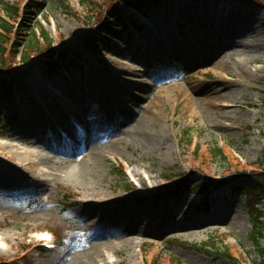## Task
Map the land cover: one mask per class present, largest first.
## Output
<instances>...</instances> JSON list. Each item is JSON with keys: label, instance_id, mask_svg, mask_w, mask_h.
<instances>
[{"label": "rangeland", "instance_id": "374dc122", "mask_svg": "<svg viewBox=\"0 0 264 264\" xmlns=\"http://www.w3.org/2000/svg\"><path fill=\"white\" fill-rule=\"evenodd\" d=\"M0 1L16 12L4 21L19 30L15 39L6 37L0 57L12 73L6 79L11 99L0 101V144L39 152L19 141L22 120L37 108L54 114L62 137H82L68 138V149H76L70 156L46 150L50 161L28 158L32 169L17 152L0 153V174L14 181L12 187L0 182V264L258 261L250 238L257 213L249 215L243 191L254 182L248 174L263 164L264 6L159 0L146 17L124 9L138 31L131 28L90 55L84 38L90 30L97 33L108 3L117 6L118 0H40V15L23 13L28 0ZM38 27L52 50L74 48L62 69L50 72L38 58L26 65L7 58L8 47ZM236 27L238 37L231 38ZM94 79L100 96L89 94ZM123 115L130 118L117 125ZM139 120L144 126L137 129ZM50 124L43 129L46 140L54 133ZM215 149L221 156L213 155ZM81 162L90 172L76 181L72 175ZM183 180L210 190L174 192ZM257 209L264 217V200ZM212 216L223 221H208ZM42 231L54 235L53 251H40ZM259 245L264 249V234Z\"/></svg>", "mask_w": 264, "mask_h": 264}, {"label": "trees", "instance_id": "16d2710c", "mask_svg": "<svg viewBox=\"0 0 264 264\" xmlns=\"http://www.w3.org/2000/svg\"><path fill=\"white\" fill-rule=\"evenodd\" d=\"M39 0H29L26 6L23 9V13L27 14V11L38 13L41 11L40 5L38 3ZM250 2H256L259 4H263V0H246ZM121 7H130L136 11L148 13L156 6L159 5V0H118ZM109 5V20L105 22L98 20V29L102 34L105 35L106 39H118L122 36L123 33L127 31V24L125 16L122 10L118 7H114V4ZM100 13V12H99ZM16 15V12L13 11L12 7L3 4L0 1V57L3 56V50L5 49L6 37L13 36L14 39L19 36L18 31H12L11 26L7 24L4 18H10ZM100 21V22H99ZM133 24V23H131ZM134 25V24H133ZM21 30V29H20ZM39 35H37V31ZM33 29L32 32L20 35V42H15L8 47L7 50V58L11 60L14 58H19L22 64H27L32 58L41 59L45 66L48 69H55L52 65L57 64L56 58H66L69 53V49L62 48L60 51L56 52L51 49V42L41 28ZM105 39H101L98 37L96 33H93L90 30L87 36L84 38V48L88 53H93L97 46H105ZM11 68L7 66L5 63L0 61V100L2 99H10V85L7 84L6 78L10 76ZM215 157L221 156L219 150L215 149L214 154ZM263 159V164L259 166V169H253L248 176L253 179V183L243 191L244 195H247L249 198L247 199V209L249 215H252L253 212L257 213V216L252 219V234H251V242L256 250L258 261H254L253 264H264V249H262L259 245L260 239L264 234V217L261 215L260 211H258V203L264 200V154L261 155ZM259 163V162H258ZM117 177H122L123 175L116 172ZM175 185L186 188L188 186L187 180L179 181ZM190 191L192 190L200 193H204L208 190L207 185L200 184L198 186H191ZM251 195L255 196L254 200H251ZM206 246V245H205ZM191 248H197L195 245H189ZM224 256L229 258L228 254L224 252Z\"/></svg>", "mask_w": 264, "mask_h": 264}, {"label": "bare ground", "instance_id": "6f19581e", "mask_svg": "<svg viewBox=\"0 0 264 264\" xmlns=\"http://www.w3.org/2000/svg\"><path fill=\"white\" fill-rule=\"evenodd\" d=\"M264 6V5H261ZM247 25H243V27H241V30L244 32L245 28ZM205 30V28H203V31ZM239 34V27L236 28H232L230 30V37L231 38H237ZM206 36V33L203 34V38ZM196 39L192 38V41H195ZM168 43V42H167ZM193 43V42H192ZM188 45L192 46L195 44H189V42L187 43ZM199 45H202L201 43ZM214 47L213 44H210L208 50H212ZM221 47H224L223 45H221ZM203 50L202 46L200 48L199 51ZM215 50L213 51L214 56L217 54V52L219 51ZM218 55V54H217ZM195 56H199V52L197 51ZM236 66V65H235ZM220 67H225V66H220ZM94 81V82H93ZM93 81H90L89 83V94L91 96H100V93L103 92V90L101 89V86L99 84V81H96L95 79ZM211 92L215 93L214 90H211ZM36 95V94H35ZM231 95L229 94V97ZM33 114L30 115L31 119H29V121H25L22 120V132H20L19 134L22 135L21 138L19 137V141L23 142L24 146H32V144L36 145L38 149H40V151L35 152L34 150H30V149H22L21 152L17 151L18 149L15 148L14 146L10 145V144H0V153H4L3 151L5 150H9V151H15L19 154V156L21 157V159L19 158L18 161L21 162H25V166L29 167V168H34V164H31V162H28V158L30 157H37L36 159H38V161H40L39 159H44L47 158V160L49 159V161L51 160V158H49L46 154V150H50L52 152H58V153H62L66 156H70L74 151H76V149H74V146H72L70 149H68L71 146V143H69L71 140H69L68 138H72L75 139V141H80L82 140V137L79 134L74 133L72 136L70 137H62L59 133L58 130L54 127V120H56V118L54 117V114L52 112H44L42 109L37 108L35 110V112H32ZM118 118V117H116ZM130 117L128 115H123L122 119L117 120V125H123L124 123H126L128 121ZM146 121L147 118L145 117ZM145 121V122H146ZM51 123V124H50ZM53 123V124H52ZM47 124H50L53 127V132L49 138L46 140L44 137V133H43V129L46 127ZM137 125V129L140 127L144 126V123L142 120L137 121L136 123ZM34 147V146H33ZM44 152V153H43ZM43 153V154H42ZM7 154V153H5ZM5 154H1V155H5ZM85 151L82 152V154H80L81 157H84ZM14 156H9V159L12 160ZM94 160L92 161V163L94 164ZM22 164V163H21ZM88 166L89 163H80L76 168L75 171L72 175V177L74 178V180L76 181H84V178H86L87 173H89L90 171H88ZM10 172H14V174L16 173L15 170H13L12 168H10ZM90 170V169H89ZM134 176H137L140 178V181L142 183V178L140 173L136 172L133 173ZM45 175H54L51 173H46ZM44 177V175H42ZM55 176V175H54ZM0 182L3 183V185H8V187H12L13 186V176L8 174V175H3V173L0 174ZM149 183H152V180L149 179ZM116 202H111V205H114ZM122 203V202H121ZM139 211V210H138ZM208 221L213 222V223H218L223 221L222 218L219 217H208L207 218ZM137 233L139 234L140 232L137 231L136 228L133 229V233ZM100 237H104L103 235H99ZM2 237L0 236V239ZM53 243V242H52ZM65 261L62 262H58L55 264H66L64 263ZM69 264H73V263H69ZM93 264H98L97 262L93 263Z\"/></svg>", "mask_w": 264, "mask_h": 264}, {"label": "snow or ice", "instance_id": "6c2138e0", "mask_svg": "<svg viewBox=\"0 0 264 264\" xmlns=\"http://www.w3.org/2000/svg\"><path fill=\"white\" fill-rule=\"evenodd\" d=\"M44 239H50L49 237H47V236H45V237H43Z\"/></svg>", "mask_w": 264, "mask_h": 264}]
</instances>
